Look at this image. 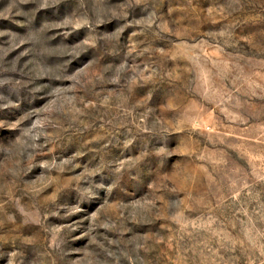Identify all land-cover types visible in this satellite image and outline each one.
Segmentation results:
<instances>
[{"label": "rangeland", "instance_id": "1", "mask_svg": "<svg viewBox=\"0 0 264 264\" xmlns=\"http://www.w3.org/2000/svg\"><path fill=\"white\" fill-rule=\"evenodd\" d=\"M0 264H264V0H0Z\"/></svg>", "mask_w": 264, "mask_h": 264}]
</instances>
